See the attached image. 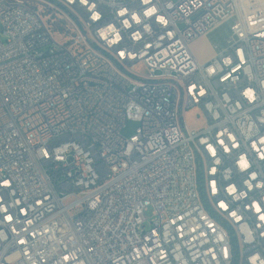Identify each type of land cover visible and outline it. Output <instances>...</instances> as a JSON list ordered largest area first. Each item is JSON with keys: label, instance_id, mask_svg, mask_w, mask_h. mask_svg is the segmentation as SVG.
<instances>
[{"label": "built area", "instance_id": "built-area-1", "mask_svg": "<svg viewBox=\"0 0 264 264\" xmlns=\"http://www.w3.org/2000/svg\"><path fill=\"white\" fill-rule=\"evenodd\" d=\"M0 22V264H264V0H0Z\"/></svg>", "mask_w": 264, "mask_h": 264}, {"label": "rangeland", "instance_id": "rangeland-1", "mask_svg": "<svg viewBox=\"0 0 264 264\" xmlns=\"http://www.w3.org/2000/svg\"><path fill=\"white\" fill-rule=\"evenodd\" d=\"M234 20V16L228 18L223 21L220 26L210 30L192 42L193 51L201 63L207 62L217 53L218 49L215 48L216 44H218L220 48H224L227 45V38L230 34V28ZM1 29L2 25L0 22V37L3 38ZM140 72L144 73V69L141 68ZM185 120L187 121L188 126L193 129L202 127L206 123L204 113L199 107H194L186 111ZM135 128L136 123L130 121L128 122L127 127L123 130V134L129 136L134 132ZM145 215L148 217L146 222L149 224L154 217L153 208L149 207L145 211Z\"/></svg>", "mask_w": 264, "mask_h": 264}, {"label": "clouds", "instance_id": "clouds-1", "mask_svg": "<svg viewBox=\"0 0 264 264\" xmlns=\"http://www.w3.org/2000/svg\"><path fill=\"white\" fill-rule=\"evenodd\" d=\"M151 12H152V10H150L147 14H148V15H151Z\"/></svg>", "mask_w": 264, "mask_h": 264}]
</instances>
